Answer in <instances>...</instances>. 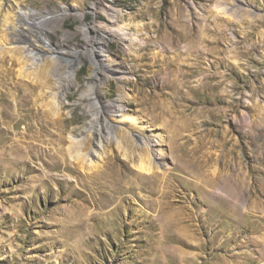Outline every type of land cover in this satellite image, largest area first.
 Segmentation results:
<instances>
[{"label":"rangeland","instance_id":"1","mask_svg":"<svg viewBox=\"0 0 264 264\" xmlns=\"http://www.w3.org/2000/svg\"><path fill=\"white\" fill-rule=\"evenodd\" d=\"M234 1L240 0H10L39 10L51 43L64 41L60 62L78 68L63 110L74 125L90 116L74 104L92 82L86 36H103L105 57L130 70L126 82L110 77L102 85L103 101L116 98L121 83L128 97L125 115L117 119L133 129L145 124L158 130L167 171L175 167L180 175L173 178L174 192L151 195L137 189L111 211L118 201L107 204L102 193L94 199L88 181L77 182L62 166L46 167L42 150L32 143L52 147L50 135L26 131L16 111L11 118L2 115L3 98L15 103L19 96L12 80L18 82V67L0 52V264H264V195H248L247 186L245 195H237L239 185L257 175L249 177L247 167L257 165L249 144L259 134L264 149V0H241L247 11L224 12L221 5ZM5 8L0 7V47ZM112 12L123 14L132 38L115 31ZM165 21L170 25L162 27L164 38L158 40L168 48L154 49V30ZM180 30L195 39L225 37L216 47L230 65L210 69L201 81L200 75L190 76L163 88L162 82L179 71L160 69L153 53L181 54L189 61L186 55L196 48L189 39L168 45ZM141 45L148 48L135 57L133 49ZM218 71L227 73L226 82L220 83ZM243 110L251 125L229 120ZM110 151L117 163L124 161L115 144Z\"/></svg>","mask_w":264,"mask_h":264},{"label":"bare ground","instance_id":"2","mask_svg":"<svg viewBox=\"0 0 264 264\" xmlns=\"http://www.w3.org/2000/svg\"><path fill=\"white\" fill-rule=\"evenodd\" d=\"M3 6H6L7 14L4 15L2 23L4 43L0 47V52L8 57L11 65L14 63L18 67L15 77L18 82L13 78L12 80L19 98L13 97L15 103L8 102L3 98L6 104L2 115L11 118L13 112L16 111L18 120L26 121V131L32 132L37 137H43L45 134L50 135V143H54L52 147L32 143V148L38 147L42 150L43 158L41 159H43L44 165L46 167L62 166L64 170L74 173L77 182L86 183L88 181L92 185L89 195L94 199L97 193H102L106 195L105 202L107 204L118 201L111 211L122 203L128 193H137V189H146L151 195H156L159 192L160 195H168L169 192H174L173 178L177 179L180 174L175 171V167V170L172 168L167 171L169 162L161 147L162 144L157 139L161 137L160 132L145 124L133 129L116 117L119 115L123 118L125 115L123 108L128 96L121 83L126 82L125 78L129 76L130 70L124 63L113 62L109 57H105L103 52L106 49L103 48V43H105L102 42L103 36H86L89 48L85 55L91 60L92 82L86 91L79 93L74 104L75 106L81 105L84 112L92 117L88 116L82 124L74 125L64 115L63 110L66 109L65 101L68 100L69 91L72 86L77 85L78 68L72 63L65 65L60 62L64 41L51 43L47 31L40 21L39 10L26 7L20 2L11 3L10 0H0V7ZM221 7L224 12L230 10L231 14L237 10H248V6L241 0L225 3ZM93 8L99 7L94 4ZM65 11L63 10L60 16L65 15ZM124 20L122 13L117 15L115 12L109 19L114 25L115 31L121 35L130 34L128 32L131 29L130 24ZM138 24L139 22H135L137 34L141 28L138 27ZM169 25L168 21L156 25L154 31L157 33V41L152 42L155 45L154 49L162 47L167 50L168 47L159 42L158 38H164L160 32L162 27ZM187 33L183 30L178 31L177 40H171L168 45L173 46L177 41L184 39H189V44L195 42L196 48L190 50V53L186 52L188 53L187 57L191 55L189 61L181 54H174L170 58L165 56L161 52L162 50L153 53V63L159 61L160 69L166 70L171 66H177L179 71L178 76L166 78L162 82L163 88H169L190 76L200 75L198 79L201 81L211 75L208 72L210 69L215 71L217 68L230 65L228 59L220 56L222 51L216 47L224 41L225 37L195 39ZM129 36L132 38L131 34ZM210 45L214 46L210 47ZM130 46H132L131 43ZM147 48L148 46L141 45L140 48H136L137 50L132 49L135 57H143L144 54L138 52ZM242 56L245 55L242 54ZM77 60H81V58L77 57ZM204 62L207 64L206 69L208 70L203 69ZM243 67L244 65H239V68ZM218 72L221 74L220 83L226 82L228 80L227 73ZM110 77L118 78L121 82L118 86L119 95L109 101H103V88L101 89V87L110 81ZM129 82L133 81L129 80ZM223 91L226 95H230V91L226 87ZM240 95L249 100L247 93H240ZM240 103L246 104L245 101H240ZM164 106L165 104L160 107L161 110ZM92 109L95 111L94 116L91 114ZM229 110L235 111L234 106ZM229 120L252 124V119L246 110L239 114H230ZM131 123L135 125L134 119L131 120ZM250 131L248 133L252 137L253 132ZM260 140V134L256 141L251 139L253 142L249 144V150L257 165L253 164L247 167L249 177L253 172L257 175L255 174L248 181L242 182L238 187L237 195H245V186L248 188V195H264V149H261L262 142ZM254 143H256L255 148H253ZM113 144L116 145L118 153L120 152V155L124 157L122 165L115 160L117 154L110 151ZM176 156L174 154L173 158L176 159ZM177 171L180 173L182 170L177 168ZM165 187H168V190H165ZM182 219L179 218V223Z\"/></svg>","mask_w":264,"mask_h":264}]
</instances>
